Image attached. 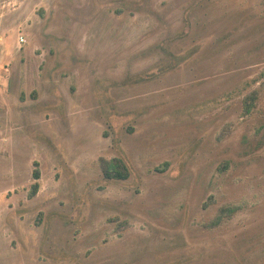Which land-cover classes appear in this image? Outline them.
Wrapping results in <instances>:
<instances>
[{
    "label": "rangeland",
    "instance_id": "rangeland-1",
    "mask_svg": "<svg viewBox=\"0 0 264 264\" xmlns=\"http://www.w3.org/2000/svg\"><path fill=\"white\" fill-rule=\"evenodd\" d=\"M0 264H264V0H0Z\"/></svg>",
    "mask_w": 264,
    "mask_h": 264
},
{
    "label": "trees",
    "instance_id": "trees-1",
    "mask_svg": "<svg viewBox=\"0 0 264 264\" xmlns=\"http://www.w3.org/2000/svg\"><path fill=\"white\" fill-rule=\"evenodd\" d=\"M246 104H245V108L248 111L249 108H250V105L249 104L246 105ZM167 164H168V162L165 161V162L159 164L158 166H156L155 169L156 170H159V171H162L167 166ZM105 174H106L107 177H120V178H123V177L126 176V173L123 170H121V169H117L115 171H106ZM33 177L35 179H37L39 177V171H38V169H34V171H33ZM38 187H39L38 182L35 181L34 183H32L31 184V187H30V191L28 193V196H33L37 192ZM217 220H218V218H217Z\"/></svg>",
    "mask_w": 264,
    "mask_h": 264
},
{
    "label": "built area",
    "instance_id": "built-area-1",
    "mask_svg": "<svg viewBox=\"0 0 264 264\" xmlns=\"http://www.w3.org/2000/svg\"><path fill=\"white\" fill-rule=\"evenodd\" d=\"M21 41L23 40V38L20 39Z\"/></svg>",
    "mask_w": 264,
    "mask_h": 264
}]
</instances>
